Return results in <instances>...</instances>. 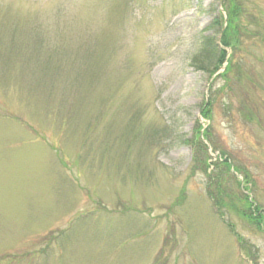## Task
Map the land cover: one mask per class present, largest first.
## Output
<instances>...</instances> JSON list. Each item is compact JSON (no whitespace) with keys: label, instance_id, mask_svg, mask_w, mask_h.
<instances>
[{"label":"rangeland","instance_id":"rangeland-1","mask_svg":"<svg viewBox=\"0 0 264 264\" xmlns=\"http://www.w3.org/2000/svg\"><path fill=\"white\" fill-rule=\"evenodd\" d=\"M235 2L230 81L191 64L221 0H0V264H264L184 143L210 125L264 211V0Z\"/></svg>","mask_w":264,"mask_h":264},{"label":"trees","instance_id":"trees-1","mask_svg":"<svg viewBox=\"0 0 264 264\" xmlns=\"http://www.w3.org/2000/svg\"><path fill=\"white\" fill-rule=\"evenodd\" d=\"M196 1L197 5L201 6L202 0ZM221 4L223 5V12L226 13L227 17L225 18V15L222 14V12H219L213 20V25H209L198 34V54L193 57L191 64L204 72H209L210 75H214V73L218 72L224 63L227 62V68L224 69L223 73H221L219 77L230 79L228 78V75L233 68H236L238 65L233 62V54L235 53L239 43V25H237L236 22L239 19L240 7L235 0H221ZM214 27L216 28V33L207 34L210 30H214ZM35 29L36 27L34 26L31 30H34L35 32ZM40 32V30L36 29L37 37L34 40V44L30 45V48H43L46 46L42 45L44 40L42 37L38 36ZM228 49H231L232 53H229ZM54 50H56V52H53L52 56L57 53H64V49L62 50L61 47L60 49L55 48ZM72 54L73 58L74 56H78V54L73 52ZM37 58L38 62L41 60L40 66L43 67V70H50L51 68L60 71L64 68V64L60 61L55 63L51 62L50 64L43 66V57L38 55ZM38 62L36 63L35 61V64L37 65ZM71 62L74 63L76 60L71 59ZM215 79L216 78H214V80ZM214 100V97L206 100L202 106L201 114L205 118L211 119V114L209 115V107ZM239 110L247 113L244 111L245 106L242 103L239 106ZM247 114L250 118V114ZM197 122L198 123L194 128L192 137L185 139L184 143L190 146L193 150L191 171L193 173L202 171L207 177V194L211 198L215 210L219 213L221 212V214L223 213L222 215L224 220H226L225 214L227 212H235L258 227H260L261 224L264 225V211L261 210L259 205L254 206L255 201L251 200L248 194L239 190L242 181L237 179L234 173H242V171L240 172V168L233 162L231 155L224 150L220 152L221 155L217 157L215 161H210L211 157L206 155V149L208 147L205 140H207L211 146H214L216 149V145L212 139L211 127L209 125L206 129H204V131H202V124L199 121ZM243 178V181L247 184H252L254 182L253 178L250 177L248 173H244ZM233 180L237 182L239 191L235 190L233 187ZM245 189L250 190L248 185H246Z\"/></svg>","mask_w":264,"mask_h":264}]
</instances>
